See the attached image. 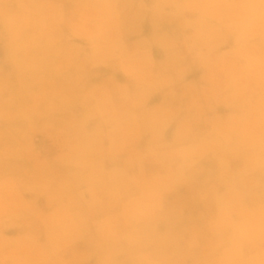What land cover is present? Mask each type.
Masks as SVG:
<instances>
[{"label":"clouds","instance_id":"9594fccd","mask_svg":"<svg viewBox=\"0 0 264 264\" xmlns=\"http://www.w3.org/2000/svg\"><path fill=\"white\" fill-rule=\"evenodd\" d=\"M0 264H264V0H0Z\"/></svg>","mask_w":264,"mask_h":264}]
</instances>
